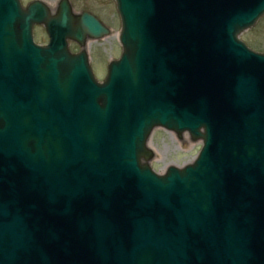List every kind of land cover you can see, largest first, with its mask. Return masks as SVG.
<instances>
[{"label":"water","instance_id":"water-1","mask_svg":"<svg viewBox=\"0 0 264 264\" xmlns=\"http://www.w3.org/2000/svg\"><path fill=\"white\" fill-rule=\"evenodd\" d=\"M114 1L99 81L68 48L109 35L99 19L34 0L48 42L14 49L0 0V264H264V54L239 38L264 0ZM156 127L200 140L193 162L155 173Z\"/></svg>","mask_w":264,"mask_h":264},{"label":"rangeland","instance_id":"rangeland-1","mask_svg":"<svg viewBox=\"0 0 264 264\" xmlns=\"http://www.w3.org/2000/svg\"><path fill=\"white\" fill-rule=\"evenodd\" d=\"M33 1V0H32ZM44 2L51 12H54L59 0H40ZM73 12L79 14L83 11L94 15L105 25L110 33L98 40H88L84 48L73 45L72 50L85 49L88 54L90 66L95 77L103 81L110 61L118 59L121 46L118 41L120 32V19L114 0H69ZM239 38L252 50L264 54V14L249 29L239 34ZM44 34L37 35V41L46 42ZM68 44V46H69ZM147 146L152 151V157L147 164L157 174H164L169 166L182 167L193 162L197 156L201 141H193L187 133L178 136L176 133L163 128H154L147 140Z\"/></svg>","mask_w":264,"mask_h":264},{"label":"flooded vegetation","instance_id":"flooded-vegetation-1","mask_svg":"<svg viewBox=\"0 0 264 264\" xmlns=\"http://www.w3.org/2000/svg\"><path fill=\"white\" fill-rule=\"evenodd\" d=\"M20 5V12L21 13H15V15H11L9 18V23L6 27V34L3 37L5 45H13L12 47L14 49H23L26 47V42L29 40L33 41L38 46H44L48 42V37L46 33V28L44 24L35 23L31 24V21L27 19L28 16V8H30L32 0H18ZM7 7H2L1 12L4 13V10ZM44 34L46 39V42H39L37 41V35ZM6 38V39H5ZM7 43V44H6ZM73 45H77L75 42H71ZM69 44V43H68ZM8 46V45H7ZM9 47V46H8ZM69 51L72 54H77L79 50H72L70 48V44L68 46ZM42 63L40 64V72H42ZM9 72L12 75V77L16 80L22 81L25 79H30L31 76V70L28 65V63L25 61L22 62L18 59H14L8 66Z\"/></svg>","mask_w":264,"mask_h":264},{"label":"bare ground","instance_id":"bare-ground-1","mask_svg":"<svg viewBox=\"0 0 264 264\" xmlns=\"http://www.w3.org/2000/svg\"><path fill=\"white\" fill-rule=\"evenodd\" d=\"M161 175V174H160Z\"/></svg>","mask_w":264,"mask_h":264}]
</instances>
